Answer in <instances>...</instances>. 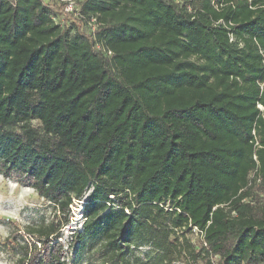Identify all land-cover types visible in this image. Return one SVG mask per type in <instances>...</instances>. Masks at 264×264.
<instances>
[{"label":"trees","instance_id":"16d2710c","mask_svg":"<svg viewBox=\"0 0 264 264\" xmlns=\"http://www.w3.org/2000/svg\"><path fill=\"white\" fill-rule=\"evenodd\" d=\"M49 1L0 0V176L88 194L66 247L67 219L11 233L15 264H264V0Z\"/></svg>","mask_w":264,"mask_h":264},{"label":"rangeland","instance_id":"374dc122","mask_svg":"<svg viewBox=\"0 0 264 264\" xmlns=\"http://www.w3.org/2000/svg\"><path fill=\"white\" fill-rule=\"evenodd\" d=\"M49 2L54 4L56 16L61 20V23L62 21L64 23L68 22L67 19L74 21L73 13H68L64 4L58 1ZM248 186L249 197L245 200L246 203H254L256 200L264 198L258 181L252 180ZM87 194L88 191L79 201L73 200L68 212L63 214L56 212L49 203L39 198L32 189L0 176V264H15L17 257L8 249L5 240L11 233L17 230L21 231L29 224L67 219L68 223L60 230L62 239H59L61 244L66 247L71 240V235L80 230L83 221L81 212ZM188 237L195 244L201 243L199 234L188 235ZM140 252L144 254L146 249H142ZM212 261L217 264V259L214 258Z\"/></svg>","mask_w":264,"mask_h":264},{"label":"built area","instance_id":"2783aa9c","mask_svg":"<svg viewBox=\"0 0 264 264\" xmlns=\"http://www.w3.org/2000/svg\"><path fill=\"white\" fill-rule=\"evenodd\" d=\"M58 2L64 4L66 6V11L68 13H73V17H81L79 11L74 7L75 6V0H57ZM217 8V6H216ZM54 22L58 23L57 21H59V24L64 25L65 23L62 21V23L60 22L61 20L59 18H57V16L53 17L52 19ZM87 24V28L90 30L91 32V36L94 38V33L97 30L99 24L97 22V20L95 18H90V20H88L86 22ZM214 25H220L223 26L224 28L229 30V26H231V23H225L224 21H218L216 22ZM228 37H229V41L230 42H234L235 41V37L232 34V32L229 31L228 33ZM94 48L97 51H100L101 53H103L106 56H110L111 52L107 49H104L100 44L96 43ZM261 109V108H260ZM193 231L195 232V234H199L201 237L203 236V234L199 231H196V229L194 228Z\"/></svg>","mask_w":264,"mask_h":264}]
</instances>
